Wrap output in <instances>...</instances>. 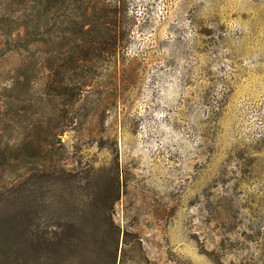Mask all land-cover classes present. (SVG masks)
Here are the masks:
<instances>
[{
    "label": "rangeland",
    "instance_id": "rangeland-1",
    "mask_svg": "<svg viewBox=\"0 0 264 264\" xmlns=\"http://www.w3.org/2000/svg\"><path fill=\"white\" fill-rule=\"evenodd\" d=\"M72 6L0 0V264H264V0H127L80 89Z\"/></svg>",
    "mask_w": 264,
    "mask_h": 264
},
{
    "label": "trees",
    "instance_id": "trees-1",
    "mask_svg": "<svg viewBox=\"0 0 264 264\" xmlns=\"http://www.w3.org/2000/svg\"><path fill=\"white\" fill-rule=\"evenodd\" d=\"M126 2L127 0H42V19L45 22L51 19L53 23L58 21L53 16V11L61 10L64 3L73 5L76 19L71 16L70 21L73 20L74 24L71 32L78 40L74 47L77 55L73 58V67H79L82 73L77 80L79 89L91 81V76L87 74L89 62L94 58L98 59L101 53L112 56L122 40L131 35L130 18L133 16L129 14ZM57 37V34H50L47 40L53 41ZM60 74L59 69L54 68V79L50 81L52 88L62 85L64 78Z\"/></svg>",
    "mask_w": 264,
    "mask_h": 264
}]
</instances>
